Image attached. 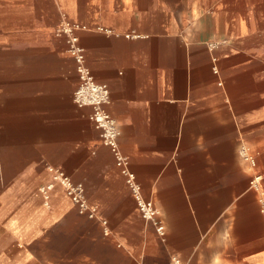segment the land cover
Segmentation results:
<instances>
[{
	"label": "crops",
	"instance_id": "obj_1",
	"mask_svg": "<svg viewBox=\"0 0 264 264\" xmlns=\"http://www.w3.org/2000/svg\"><path fill=\"white\" fill-rule=\"evenodd\" d=\"M64 18L86 25L85 63L163 233L75 102ZM52 169L95 216L60 183L43 191ZM256 173L264 187V0H0V264H264Z\"/></svg>",
	"mask_w": 264,
	"mask_h": 264
},
{
	"label": "built area",
	"instance_id": "obj_2",
	"mask_svg": "<svg viewBox=\"0 0 264 264\" xmlns=\"http://www.w3.org/2000/svg\"><path fill=\"white\" fill-rule=\"evenodd\" d=\"M85 28L86 25H81L64 18L61 20L56 30L59 35L65 36L69 45L68 49L76 60L78 85L74 92L75 102L79 107H90L89 118L100 131L103 143L109 147L112 152L115 164L124 175L141 215L147 220L154 221L157 230L160 233H163V224L158 219L159 210L152 199L143 196L141 186L136 180V175L130 168V158L120 147L119 137L121 130L118 121L107 108L110 103L109 86L105 82L97 81L85 63V51L83 45L80 43L78 35V30ZM214 71L218 72L216 68ZM240 151L243 159L254 168L256 166L255 154L246 144L241 145ZM52 170V182L44 185L42 187L43 191L47 194L48 191L53 188L55 183H60L65 187L67 194L71 197L74 203L77 204L80 213L86 214L89 217L95 216L97 206L89 203L84 184L82 182H74L60 169ZM260 180V174L256 173L252 177L250 184L260 193V207L261 212L264 215V187H262Z\"/></svg>",
	"mask_w": 264,
	"mask_h": 264
}]
</instances>
